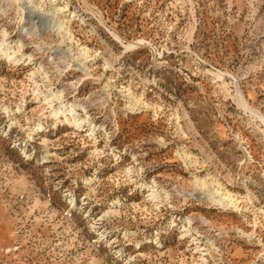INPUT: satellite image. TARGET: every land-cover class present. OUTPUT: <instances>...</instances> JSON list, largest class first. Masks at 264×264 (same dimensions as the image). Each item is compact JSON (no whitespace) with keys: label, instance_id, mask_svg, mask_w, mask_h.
<instances>
[{"label":"rangeland","instance_id":"374dc122","mask_svg":"<svg viewBox=\"0 0 264 264\" xmlns=\"http://www.w3.org/2000/svg\"><path fill=\"white\" fill-rule=\"evenodd\" d=\"M0 43V264H264V0H0Z\"/></svg>","mask_w":264,"mask_h":264},{"label":"bare ground","instance_id":"6f19581e","mask_svg":"<svg viewBox=\"0 0 264 264\" xmlns=\"http://www.w3.org/2000/svg\"><path fill=\"white\" fill-rule=\"evenodd\" d=\"M27 1V0H26ZM35 8V7H34ZM59 8V7H58ZM58 11H61V9H58V10H56V12H58ZM62 12V11H61ZM53 13V12H52ZM60 13V12H59ZM51 15V14H50ZM29 16V15H28ZM56 16V15H55ZM62 16V15H61ZM54 17V16H53ZM32 19V18H31ZM61 19V17L60 18H56L55 19V24H56V26L58 27V29H60V30H63V29H67L68 30V28H66V26H67V24H69V21H62V20H60ZM45 20V19H44ZM67 27H69V26H67ZM66 30V31H67ZM69 31V30H68ZM67 31V32H68ZM56 32V31H55ZM64 32V31H63ZM62 34V33H61ZM69 34H71V33H69ZM66 35V34H65ZM2 42H4V41H2ZM3 44V43H2ZM2 44L0 43V54L1 55H3V56H5L7 59H9V60H12L13 59V56L8 52V50L5 48V47H2ZM87 49V48H86ZM86 49L85 48H83L82 49V51H83V54L82 55H80V57L79 58H76L75 59V61L77 62L75 65L76 66H78V68H80V69H82V71H84V72H87L86 71V67H85V64L84 63H82V57L83 56H86V58H88V56H90V55H88V53H89V51H86ZM79 55V54H78ZM71 56V55H70ZM73 56V55H72ZM89 74V73H88ZM219 77V76H218ZM222 80V79H221ZM219 78H218V81H221ZM131 93V92H130ZM129 97V96H128ZM139 102V101H138ZM136 103V102H135ZM137 105V104H136ZM134 108V107H133ZM133 108H130V109H133ZM133 111V110H132ZM57 113L58 112H56L55 113V116H57ZM66 119V121L67 122H70L71 120L70 119H68L67 117L65 118ZM76 121L77 120H73V123H76ZM196 184L197 185H199V186H201V187H208L209 185L207 184V182H205V180L204 181H202V180H199V179H197L196 180ZM220 189H218L217 188V190L215 191V193L217 194L218 192H220L219 191ZM211 192V191H210ZM221 193H222V191H221ZM210 195V194H209ZM224 195V197H223V199H221V198H219V197H221V196H223ZM209 197V196H208ZM210 198V200L214 203V205H216V204H218V205H221V206H235V204H234V202H233V199H232V197L230 196V194H228V193H225V194H219L218 196H215V195H212V196H210L209 197ZM236 202V201H235ZM237 208V207H236ZM225 209V208H224Z\"/></svg>","mask_w":264,"mask_h":264}]
</instances>
